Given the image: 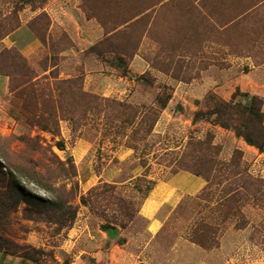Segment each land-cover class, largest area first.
I'll list each match as a JSON object with an SVG mask.
<instances>
[{"label":"rangeland","instance_id":"rangeland-1","mask_svg":"<svg viewBox=\"0 0 264 264\" xmlns=\"http://www.w3.org/2000/svg\"><path fill=\"white\" fill-rule=\"evenodd\" d=\"M227 102L262 109L257 133L229 106L220 124ZM183 168L212 183L152 243L143 204ZM11 174L32 203L7 208ZM110 226L154 263L264 264V0H0V262L109 264L69 233Z\"/></svg>","mask_w":264,"mask_h":264},{"label":"crops","instance_id":"crops-1","mask_svg":"<svg viewBox=\"0 0 264 264\" xmlns=\"http://www.w3.org/2000/svg\"><path fill=\"white\" fill-rule=\"evenodd\" d=\"M9 40L12 45H16L25 55H31L38 51V47L41 45V41L37 37L36 32H33L28 27L27 23H23L12 32L9 35ZM206 184L207 182L204 178L187 170L175 172L168 180L155 184L149 197L143 204L141 212L148 220L146 232L151 235L152 240L150 242L153 243V238L162 232V225L165 220L162 215V210L169 209V205L177 201L178 194L195 195L202 191ZM74 234L77 236L73 241H70L69 244L72 245V243H77L84 238L87 239L90 237V239L94 241V245L92 246L93 252L87 249H83L82 252L95 257L97 261L103 260L105 262L110 259L111 261L109 264H213L210 259L212 253L209 251L210 249L200 246L188 247V249H190V263H183L180 262L181 259H170L167 258V256L163 262L154 263L150 260L149 255H146V253H149V249L152 248L150 242L144 243L138 250L135 249V251H131L129 249L130 239H128V241L124 240L125 242L122 244L120 242L116 243L115 239H119L122 235L124 236V233L121 232L113 236L105 229H99L95 232L83 227L81 230L75 229L69 233L71 236ZM1 255L3 262H0V264H4V261H7L9 257L4 254Z\"/></svg>","mask_w":264,"mask_h":264},{"label":"trees","instance_id":"trees-1","mask_svg":"<svg viewBox=\"0 0 264 264\" xmlns=\"http://www.w3.org/2000/svg\"><path fill=\"white\" fill-rule=\"evenodd\" d=\"M228 106L231 107V108H234L236 110H239V112H240L239 114L244 116L245 123L248 122V124H249L248 127L250 129L251 128H254V131L253 132L257 133V131H258V125H260V122L262 123V120H263V118H262L263 117V111H262L261 108H258L256 105L254 107L247 108L244 105H237L234 102H232L231 104L229 102L218 104V108H217V112L216 113L219 115L220 124L224 125L225 127H229V124L225 120L223 121V117L226 116V112L224 110H226L228 108ZM233 106H241V107H233ZM245 129L246 130L240 129V131H238L240 133V135L241 136H244L245 139L250 144L256 145L257 147H259L260 149H262V144H260V142L258 143V141H256V140L255 141L252 140V138L250 137V135H249V133H251V132H249L250 129H249L248 132H247V128H245ZM180 170H187V171H190V172H192V173H194V174H196L198 176H201L207 182V185H208V182H209V186H210V183H212L211 182V179H210V174H208V173L205 174V173L200 172V171H198L196 169H190V168H188V169L187 168H183V169H180ZM180 170H177L176 172H178ZM11 176L12 177L10 179L9 188L7 190V192H8L7 193V197L10 200V203H9V207H7V208L14 207L15 204L17 205L19 202H22V201H27V202L32 203L35 199L32 198L29 195H26L21 190V188L18 186V184L15 182V177L13 176V174H11ZM1 183H2V180H1ZM153 188L154 187H152V189ZM105 230H107L108 232H110L113 236H115L118 233V229H116V228H114L112 226H110L108 228H105ZM6 249H8V248H6ZM2 253L4 255H6V256H8V255L11 256V254H9L8 250H6L5 252H2Z\"/></svg>","mask_w":264,"mask_h":264}]
</instances>
